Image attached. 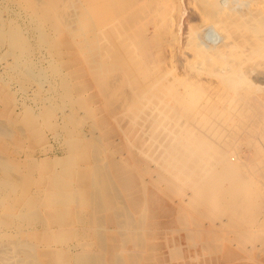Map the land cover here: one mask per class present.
Wrapping results in <instances>:
<instances>
[{"label":"rangeland","instance_id":"374dc122","mask_svg":"<svg viewBox=\"0 0 264 264\" xmlns=\"http://www.w3.org/2000/svg\"><path fill=\"white\" fill-rule=\"evenodd\" d=\"M73 1L0 0V264H264V242L251 235L264 232V212L239 240L227 215L206 213L224 201L221 190L209 204L191 177L170 187L174 161L163 154L175 141L160 144L165 124L148 125L145 114L133 120L126 89L118 94L84 70L90 54L81 46V0ZM243 12L226 23L234 37L264 41V0ZM215 99L219 109L227 104ZM231 136L246 152L249 140ZM257 136L249 143L260 151L264 130ZM251 152L261 166L264 156ZM216 225L209 246L192 233Z\"/></svg>","mask_w":264,"mask_h":264},{"label":"bare ground","instance_id":"6f19581e","mask_svg":"<svg viewBox=\"0 0 264 264\" xmlns=\"http://www.w3.org/2000/svg\"><path fill=\"white\" fill-rule=\"evenodd\" d=\"M176 1L81 0L80 20L85 28L81 46L90 54L84 70L118 94L126 89V106L133 120L145 114L148 125L158 128L165 124L158 137L160 144L168 148L175 141L163 154L174 161L167 177L169 186L176 189L177 182L191 177V188L209 204L214 192L221 190L224 201L213 208L212 203L209 208L205 204L206 213L221 218L227 215L225 226L244 240L250 228L260 225L258 214L264 212V163L258 167L254 158L250 160L254 148L260 157L264 148L259 151L255 142L249 143L264 130V95L260 94L264 90V41L245 42L249 46H243V40L239 42L226 23L232 21L233 14L241 19L243 11L257 0ZM195 3L201 5L200 13L190 8ZM260 27L264 32L263 23ZM110 67L116 71L108 75ZM217 96L227 101L222 109L217 107ZM229 120L238 125L241 134L235 127L229 132ZM231 134L249 140L246 152L241 142H233ZM261 145L264 147V142ZM217 225L202 226L192 233L209 246L219 237ZM256 233L251 235L264 242V232Z\"/></svg>","mask_w":264,"mask_h":264}]
</instances>
